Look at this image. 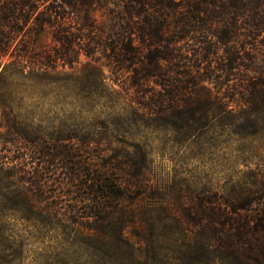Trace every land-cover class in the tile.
<instances>
[{
  "label": "trees",
  "instance_id": "16d2710c",
  "mask_svg": "<svg viewBox=\"0 0 264 264\" xmlns=\"http://www.w3.org/2000/svg\"><path fill=\"white\" fill-rule=\"evenodd\" d=\"M46 32L59 43L51 52L35 47ZM258 43L264 49V0H0V83L22 69L40 75L58 60L70 64L80 50L100 53L116 72H130L125 89L133 93L132 112L175 126L199 114L208 118L214 105L231 123L238 116L251 120V111L264 105ZM4 90L0 102L10 96ZM56 132L38 135L0 110L1 218L110 232V240L84 250L118 264H264V243L255 241L264 222L263 191L226 203L249 213H242L244 227H198L199 241L221 243L193 244L187 227H161L164 219L180 224L169 207L140 209V226L127 217L147 194L146 183L136 181L144 177V155L121 162L97 141L69 144L76 137ZM114 214L123 216L114 220ZM16 251L6 247L0 264H19L23 251Z\"/></svg>",
  "mask_w": 264,
  "mask_h": 264
},
{
  "label": "rangeland",
  "instance_id": "374dc122",
  "mask_svg": "<svg viewBox=\"0 0 264 264\" xmlns=\"http://www.w3.org/2000/svg\"><path fill=\"white\" fill-rule=\"evenodd\" d=\"M259 44L257 65L264 57ZM58 45L52 33L46 32L40 35L35 47L51 52ZM62 62L58 60L55 67H42L44 72L40 75H27V69H22L9 81L0 83L10 92L9 98L0 102V110L8 111L20 126L32 127L38 135L56 136L59 130L63 135L76 137L65 141L69 144H79L83 139L97 141L121 162L125 158L128 162L127 155L136 161L144 155V177L136 181L146 183L147 194L137 211L127 216L138 226L142 224V211L161 210L164 206L171 208L172 218L180 224L176 226L174 220L164 219L161 227H187L191 230V239L187 241L193 244L221 243L217 237H203L199 241L198 227H244L242 213H249L236 212L226 203H241L248 196L264 193L263 104L260 111L249 109L252 114L248 122L238 116L231 123L233 117L214 105L208 118L199 114L190 124L175 126L132 112L133 93L125 89L130 83V72H116L100 53L88 55L80 50L72 63ZM262 74L264 70H260L259 75ZM5 82L10 83L5 87ZM149 82L153 85L152 80ZM210 92L214 94V89ZM121 216L114 214L113 219L119 220ZM252 224L249 221L247 227H253ZM258 227L261 230L255 241L264 243V222ZM88 231L91 234L86 237ZM93 232L94 229L84 227H46L15 214L7 219L0 217V258L8 255L5 249L11 245L17 248L15 254L18 249L23 251L19 253V264H118L84 250L99 247L111 238L110 232Z\"/></svg>",
  "mask_w": 264,
  "mask_h": 264
}]
</instances>
